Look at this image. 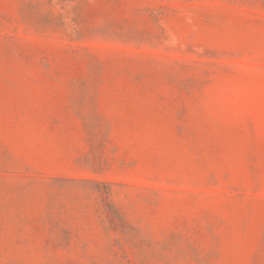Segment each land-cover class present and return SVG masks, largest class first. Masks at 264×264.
I'll list each match as a JSON object with an SVG mask.
<instances>
[{
  "label": "rangeland",
  "instance_id": "rangeland-1",
  "mask_svg": "<svg viewBox=\"0 0 264 264\" xmlns=\"http://www.w3.org/2000/svg\"><path fill=\"white\" fill-rule=\"evenodd\" d=\"M0 264H264V0H0Z\"/></svg>",
  "mask_w": 264,
  "mask_h": 264
}]
</instances>
